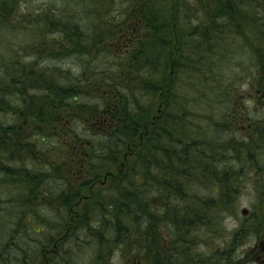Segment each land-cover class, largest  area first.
I'll list each match as a JSON object with an SVG mask.
<instances>
[{
	"label": "trees",
	"instance_id": "obj_1",
	"mask_svg": "<svg viewBox=\"0 0 264 264\" xmlns=\"http://www.w3.org/2000/svg\"><path fill=\"white\" fill-rule=\"evenodd\" d=\"M78 2L0 0V264H264V0Z\"/></svg>",
	"mask_w": 264,
	"mask_h": 264
},
{
	"label": "rangeland",
	"instance_id": "obj_2",
	"mask_svg": "<svg viewBox=\"0 0 264 264\" xmlns=\"http://www.w3.org/2000/svg\"><path fill=\"white\" fill-rule=\"evenodd\" d=\"M70 3L68 5H70L72 8L70 9V11H72V15L69 16V18L71 20H81L82 22H86L87 19H89L88 17H85L83 15L84 12L83 11V6H85V4L81 1L78 2V0H68ZM86 3H92L94 0H85ZM197 1V0H195ZM196 4H199L198 2H195ZM35 4L38 5L37 7H39L40 5H46V7H49L50 9H56V10H63L65 8L64 6V0H35ZM25 8V7H24ZM38 10V9H37ZM36 10V11H37ZM199 18V17H198ZM196 20V19H195ZM195 32V31H194ZM227 34L224 36V38L222 39V42L218 45L217 49V54H219V59H217V68L215 71H217L218 73H220V81H221V86H226L228 84V86L231 84L230 83V77H233L234 79L237 78V74L238 72H241L242 69L241 68V63H247L249 62L250 58L252 57V50L250 48H244L245 42L242 40L241 37L237 36V40L235 42L232 43V39L229 37H226ZM235 39V37H234ZM228 41V42H227ZM216 56V52L214 53V57ZM192 63H197L199 60H195V59H191ZM48 65L50 68L53 67H61L63 69H68L70 68L73 72H77L79 68V64L76 62V60L74 58H66L63 60H52V59H45L41 65ZM216 72V73H217ZM195 74L198 75V72H195ZM177 78V77H176ZM247 81V80H246ZM181 82V78L180 76L176 79V87L180 84ZM229 82V83H228ZM196 83L197 80L195 77L190 78L189 80L186 81L185 86L183 88H181V93L183 94H188L189 93H194L196 90ZM208 83V79L206 78V82L204 85H206ZM247 84H245L244 86L242 85V89L246 88ZM177 91V89H176ZM178 100V99H177ZM200 101H196L195 106L197 107L199 105ZM221 104V103H220ZM220 104H218L216 106V110L219 112L220 110ZM178 106L180 107V103L178 101ZM193 110V107H192ZM203 115L202 113L200 114V116ZM195 118L197 119L196 124H204L203 118H199L198 116L195 115ZM211 122V120L209 121ZM194 132H199L197 131L196 128L192 129V133ZM0 190L2 191L3 195H6L8 193V189L5 186H0ZM16 193L13 191L11 194H7L6 196L3 197V199H6L9 196L15 195ZM247 199L246 197H242ZM16 209H18V206ZM247 207V205H242V208ZM248 208V207H247ZM250 210V209H249ZM248 210V212H249ZM251 211V210H250ZM1 214L3 215L1 218V224H2V220L7 218L5 209H2ZM247 212V213H248ZM242 214V213H241ZM242 216H244V214H242ZM4 221V220H3ZM227 223H229V227H231L233 220L231 218H228L226 220ZM254 241V240H253ZM253 241H251V243H253ZM50 251H48L47 253V257L50 256ZM95 250L92 249V247L89 245V243H86V240H84L83 244H81L78 249L76 250V252H73V258H74V262L75 264H88L87 261L89 259H91L94 255ZM42 260V257H41ZM110 264H122L121 263V255L120 253L117 251L110 259Z\"/></svg>",
	"mask_w": 264,
	"mask_h": 264
}]
</instances>
